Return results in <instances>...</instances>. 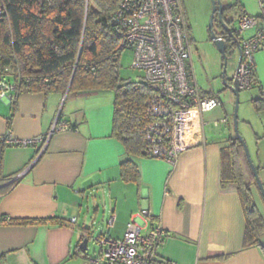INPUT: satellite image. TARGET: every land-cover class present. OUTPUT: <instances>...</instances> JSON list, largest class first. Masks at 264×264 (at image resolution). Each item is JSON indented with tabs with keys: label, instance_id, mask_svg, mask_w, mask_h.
Returning <instances> with one entry per match:
<instances>
[{
	"label": "crops",
	"instance_id": "0c3cea01",
	"mask_svg": "<svg viewBox=\"0 0 264 264\" xmlns=\"http://www.w3.org/2000/svg\"><path fill=\"white\" fill-rule=\"evenodd\" d=\"M254 71L242 123L255 143L252 158L264 183V45L255 53ZM0 83L7 87L0 94V136L38 139L28 145L0 142V179L11 178L0 189L19 181L0 194V264H92L99 238L122 239L131 220L144 232L157 224L166 230L159 264H264V234L262 245L245 244L238 185L221 183L222 150L236 137L223 101L222 115L217 113L222 119L214 126L226 130L210 136L204 131V140L198 137L173 163L130 154L112 135L114 96L108 91L19 93L13 79L0 77ZM57 119L67 127L51 134ZM127 161L137 167V180L123 178ZM250 189L264 218L261 191ZM142 209L149 214L142 215Z\"/></svg>",
	"mask_w": 264,
	"mask_h": 264
},
{
	"label": "trees",
	"instance_id": "16d2710c",
	"mask_svg": "<svg viewBox=\"0 0 264 264\" xmlns=\"http://www.w3.org/2000/svg\"><path fill=\"white\" fill-rule=\"evenodd\" d=\"M119 5L120 0H0V77L11 75L19 93L112 91V135L125 143L130 154L145 155V127L154 119L147 113L146 103L153 90L145 79L120 78L124 49L112 23ZM246 13L243 9L240 15ZM188 25L190 28L189 20ZM190 36L193 41L191 31ZM251 83L253 87L254 69ZM222 160V185L236 183L239 187L246 218L245 244L262 245L264 218L250 189L257 183L244 145L237 136L230 138V144L223 148ZM122 173L125 180H137L139 176L131 161L122 164ZM10 179L1 178L0 186ZM18 182L2 187L0 194ZM8 222L27 225L39 221L10 219Z\"/></svg>",
	"mask_w": 264,
	"mask_h": 264
},
{
	"label": "built area",
	"instance_id": "2783aa9c",
	"mask_svg": "<svg viewBox=\"0 0 264 264\" xmlns=\"http://www.w3.org/2000/svg\"><path fill=\"white\" fill-rule=\"evenodd\" d=\"M259 5L260 13L240 15L236 28L239 36L245 30H254L249 38L241 39L243 57L236 73L241 90L252 87L254 56L264 45V0H259ZM112 23L122 39L123 49L134 53L133 67L144 72L153 90L146 103L147 113L154 119L145 127L144 154L175 163L179 154L194 145L198 137L204 140L203 113L222 106L217 94L205 95L198 85L182 0H120ZM6 90L0 83V94L4 96ZM58 127L67 125L57 119L51 134ZM37 140L0 136V142L8 144L28 145ZM141 214L148 215V209H142ZM166 236L161 225H153L144 232L141 224L131 220L122 239L99 238V254L91 263L159 264L157 250Z\"/></svg>",
	"mask_w": 264,
	"mask_h": 264
},
{
	"label": "rangeland",
	"instance_id": "374dc122",
	"mask_svg": "<svg viewBox=\"0 0 264 264\" xmlns=\"http://www.w3.org/2000/svg\"><path fill=\"white\" fill-rule=\"evenodd\" d=\"M225 10L224 19L232 21L238 28V20L243 9L249 14L256 15L260 13L259 0H222ZM183 6L186 9L190 31L193 37V62L195 68L196 79L200 88L206 92L213 91L221 98L226 107V110L230 111L229 121L231 123V134L236 135L234 126V107H235V95L225 88L222 74L224 71V61L222 54L218 51L216 46L211 40V34L209 31V24L212 16V2L211 0H182ZM243 7V8H242ZM214 29L216 32L222 30L221 22L218 14H216L214 20ZM254 30H245L241 34L242 38H249L253 35ZM229 58L226 66V76L232 80L236 76L237 66L239 61L238 49L233 47L229 48ZM134 53L131 49H125L121 54L119 75L120 78L125 81H143L145 79L144 72L140 69L133 67ZM5 78L12 80L11 75H6ZM253 88L242 89L240 91V104H239V131L245 139L250 154L253 157L256 150L253 140L244 132L242 116L245 107L249 108L250 94ZM112 96L114 93L108 91ZM110 95V96H111ZM217 113L222 115V107H218L212 111L206 112L204 116L203 130L208 136L212 135L218 129L222 131L226 130L224 125L220 127L214 126V120L219 121L221 118L217 116ZM97 244L91 243V248L95 249ZM98 247V246H97Z\"/></svg>",
	"mask_w": 264,
	"mask_h": 264
},
{
	"label": "water",
	"instance_id": "95a60500",
	"mask_svg": "<svg viewBox=\"0 0 264 264\" xmlns=\"http://www.w3.org/2000/svg\"><path fill=\"white\" fill-rule=\"evenodd\" d=\"M212 2V16H211V21L209 24V31L211 34V40L214 43V45L216 46V48L218 49V51L222 54L223 56V61H224V71L222 74V79H223V83L226 89L230 90L234 95H235V107H234V128H235V132H236V136L241 140L242 144L244 145V149H245V153L247 156V159L250 163L251 169L253 171V174L255 176L256 179V183L258 188L261 191V194L264 198V183L260 177L259 174V170L250 154V150L249 147L245 141V139L243 138V136L240 134L239 131V104H240V88H239V80L238 78L235 76L233 81L228 79L226 76V66H227V62H228V58H229V53H228V42L226 41L225 37H223L222 35L218 34V32L215 31L214 29V20H215V16L216 14H218L219 20L221 22V26L222 28L226 31L227 36L232 39V43L234 44L236 43V47L239 51V61H238V66H237V71L240 68V63L243 57L242 54V45L241 42L239 41V37H238V32L235 26H232L231 21L224 19V11H225V7L224 4L222 2V0H211ZM87 244H88V238H86L82 244H81V248L86 251L87 248Z\"/></svg>",
	"mask_w": 264,
	"mask_h": 264
},
{
	"label": "flooded vegetation",
	"instance_id": "af4514ba",
	"mask_svg": "<svg viewBox=\"0 0 264 264\" xmlns=\"http://www.w3.org/2000/svg\"><path fill=\"white\" fill-rule=\"evenodd\" d=\"M215 17H216V16H215ZM232 26H235L234 23L232 24ZM218 34H220V35H222L223 37H225L226 41H230V42L232 43V39H230V38L227 36V33H226V31H225L223 28H222V30H220V31L218 32ZM237 35H238V37H239V41L241 42V36H239V34H237ZM230 47H233V48L237 49V47H236V43L229 45V48H230ZM238 52H239V51H238Z\"/></svg>",
	"mask_w": 264,
	"mask_h": 264
},
{
	"label": "clouds",
	"instance_id": "9594fccd",
	"mask_svg": "<svg viewBox=\"0 0 264 264\" xmlns=\"http://www.w3.org/2000/svg\"><path fill=\"white\" fill-rule=\"evenodd\" d=\"M241 90V89H240Z\"/></svg>",
	"mask_w": 264,
	"mask_h": 264
}]
</instances>
